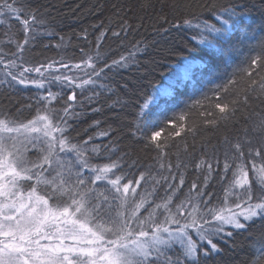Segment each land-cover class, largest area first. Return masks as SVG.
I'll list each match as a JSON object with an SVG mask.
<instances>
[{
  "label": "trees",
  "instance_id": "16d2710c",
  "mask_svg": "<svg viewBox=\"0 0 264 264\" xmlns=\"http://www.w3.org/2000/svg\"><path fill=\"white\" fill-rule=\"evenodd\" d=\"M7 2L22 9L18 13L21 19H16L15 13L0 16V57L5 63L15 59L17 68L13 71L17 74L25 67L43 65L44 77L34 71L24 75L29 81L43 80L44 86L20 85L11 81L5 75V65L0 64V118L17 122L31 120L37 109L44 107L47 101L40 98L47 97L49 91L56 94L50 107L60 115H63L62 109L71 104L69 112L80 115L67 118L66 135L73 143L88 142L86 156L91 165L103 166L119 160L120 168L115 174L123 177L122 184L132 182L131 186L137 188L136 202L141 196L150 202L140 210L142 217L165 201L173 188L178 189L171 205L175 211V205L185 200L193 183L203 187L207 164L198 169L196 165L201 160L210 162L214 169L203 199L210 200L209 207H225V189L229 187L233 173L228 171L224 180L221 176L225 174L226 153L232 168L236 167L238 161L232 160L236 143L242 145L253 191H260L250 160H255L258 167L264 165V158L255 156L257 149L264 153V133L253 131L264 121V88L260 87L264 83V0ZM233 5L238 13L245 15V19L224 46L223 56L210 58L204 50L197 48L193 40L196 29L184 27V20H191L193 25L208 21L219 26L214 13ZM33 13L37 23L31 25L34 31L27 34L28 43L23 52H19L17 44L25 39L21 20ZM114 32H119V37L114 36ZM137 48L141 50L136 51ZM130 52L136 54L126 66L105 67L120 60L121 56L128 57ZM88 56L94 58L97 71L103 69L99 78L92 77L96 81L94 85L66 87L53 79L56 75L73 77L76 83L88 79L86 73L92 70L82 63ZM183 57L205 65L210 63L211 71L197 69V75L205 78L201 80L199 77L201 81L196 82L198 87L192 92H189L187 83L175 89L172 87L165 94L167 104L161 109L151 102L146 110L145 123L148 136L153 131L161 132L158 143L162 150L157 149L139 134L134 135V121L140 106L152 97L154 89L162 85L163 79ZM257 57L260 59L253 65L252 60ZM50 63L52 67L48 68ZM62 63L69 67H62ZM75 64H80V69L73 67ZM73 92L76 100L69 101L68 96ZM159 101L160 98L156 104ZM218 102L221 105L227 103L232 109L226 119L221 118L224 114L216 108ZM104 132L107 135H100ZM28 147L29 158H36L38 153L30 145ZM94 147L99 151H91ZM250 148L253 149L252 157L248 155ZM65 158L76 159L70 153ZM142 173L144 179L137 186L135 181L141 179ZM85 175L91 173L85 171ZM181 175L183 185H180ZM110 189L111 185L106 182L97 185L98 192L107 193ZM240 194L241 189L235 188L234 194L227 196V207L233 209L240 202ZM129 200V207L134 206L131 193ZM113 205L112 215H115L119 205L117 201H113ZM159 211L163 212L162 209ZM158 219L163 221L164 215ZM227 230L233 235L216 241L220 251L211 254L202 264H264V258L254 250L264 245V219L254 218L244 230L230 227ZM179 252L176 246L168 254L175 257Z\"/></svg>",
  "mask_w": 264,
  "mask_h": 264
},
{
  "label": "snow or ice",
  "instance_id": "6c2138e0",
  "mask_svg": "<svg viewBox=\"0 0 264 264\" xmlns=\"http://www.w3.org/2000/svg\"><path fill=\"white\" fill-rule=\"evenodd\" d=\"M21 11V8L14 7V3H8L7 0L0 4V16L15 13V18L21 19L18 15ZM214 15L219 26L208 21L193 25L189 19L183 23L184 27L196 29L193 40L197 48L204 50L210 58L223 56L224 46L245 19V15L238 13L234 5ZM21 23L24 25L25 39L17 44L19 52H23L28 43L27 34L34 31L31 25L37 23L35 13L22 19ZM100 35L103 37L104 33ZM113 35L119 37L120 33L114 32ZM135 54L130 52L128 57L121 56L120 60H114L112 65L106 64L105 67L126 66ZM259 59L252 60V64L255 65ZM82 63L92 70L86 73L88 79L79 83L67 75H56L53 79L64 83L66 87L73 84L75 88L94 85L96 81L92 77L99 78L103 69L96 70L92 56ZM183 63L185 77H190L197 69L211 71L210 63L205 65L188 57H183ZM0 64L5 65V75L11 81L20 85L31 83L37 87L44 86L43 80L29 81L24 75L34 71L44 77L41 70L43 65L25 67L17 74L13 71L17 68L15 59L5 63L0 57ZM47 67L51 68L52 64ZM62 67L68 68L69 65L62 63ZM73 67L80 69L81 65L75 64ZM260 87L264 88V83ZM40 99L47 102L42 109H37L31 120L17 122L7 117L0 118V264H202L211 254L220 251L216 241L233 235L232 231L227 230L228 227L244 230L254 218L264 219V165L258 167L255 160H250L253 175L258 177L256 184L260 188L259 192H254L240 143L233 145L235 153L232 160L238 161L235 169L226 153L225 174L221 180L226 179L230 170L233 178L225 189V207H209L210 200L203 199L214 169L210 162L201 160L196 165L198 169L207 164L203 187L193 183L185 200L175 205V211L171 205L178 189L173 188L165 201L155 205L142 217L140 210L145 209L150 202L145 196L136 202L137 188L131 186L132 182L122 184L123 177L115 174V170L120 168L119 160L103 166L91 165L86 156L88 142L73 143L66 135L69 127L67 118L80 114L69 112L71 104L62 109L63 115L51 108L50 102L56 99V94L51 91L47 97L42 96ZM68 100H76L74 92L68 96ZM148 108V101L140 106L134 121V135L139 134L162 150V145L158 143L161 132L153 131L150 136L147 135L145 120ZM216 108L224 114L222 119H226L232 111L227 103L221 105L218 102ZM181 119L184 117L181 116ZM188 130L192 131L191 128ZM253 131L264 133V121ZM176 134L179 135V132ZM29 145L38 153L34 159L27 155ZM91 151L98 152L99 148L94 147ZM69 153L75 155V161L65 158ZM252 154L253 149L250 148L249 157ZM255 156L264 158V153L257 149ZM85 171L91 175H85ZM143 179L142 173L141 179L136 180L135 184L139 186ZM27 182L33 183L25 195L24 186ZM105 182L111 185V189L107 193L98 192L97 185ZM183 184L181 175L180 185ZM42 185L43 193L40 194ZM235 188L241 189V194L238 196L240 202L234 205L236 211H233L227 207V196L234 194ZM129 193L134 202L132 207H129ZM208 195L211 196L210 193ZM113 201L119 205L115 215H112ZM161 209L162 213L159 211ZM161 214L164 215L163 221L158 219ZM67 240L72 243H65ZM176 246L180 252L173 257L168 253ZM254 250L264 258V245Z\"/></svg>",
  "mask_w": 264,
  "mask_h": 264
},
{
  "label": "rangeland",
  "instance_id": "374dc122",
  "mask_svg": "<svg viewBox=\"0 0 264 264\" xmlns=\"http://www.w3.org/2000/svg\"><path fill=\"white\" fill-rule=\"evenodd\" d=\"M183 68H184V63H183V58H182L175 65L173 71L163 79L162 85H159L154 89L152 97L148 100L149 106L151 105V102H153V103H155V106H157L158 109H161L163 106H165L167 104V100H166V98H164V96H165V94L168 93V91L172 87H174V89H175V87L181 85L182 83H187L189 92H192L195 87H198V85H196V82L199 81L200 78H201V80L203 78H205V76L201 77V75H197V70L195 71V73L193 74L192 77L191 76L185 77L183 74ZM159 98H160V101L156 104V101ZM176 102L178 103L179 100H176ZM169 103L170 102H168V104ZM170 104H173V103H170ZM71 156L74 157L75 155L71 154ZM31 183H33V182H27V184H25V186H24V194L25 195L27 194V191L30 190ZM42 193H43V185L41 186V193L40 194H42ZM233 211H236L235 207L233 208ZM181 222L183 223V219H181ZM166 226L171 227V225H166ZM108 238L115 239L114 236H109ZM41 243H48V241H41ZM65 243L70 244V243H72V241L67 240V241H65Z\"/></svg>",
  "mask_w": 264,
  "mask_h": 264
}]
</instances>
